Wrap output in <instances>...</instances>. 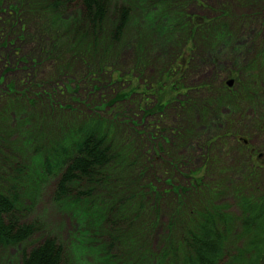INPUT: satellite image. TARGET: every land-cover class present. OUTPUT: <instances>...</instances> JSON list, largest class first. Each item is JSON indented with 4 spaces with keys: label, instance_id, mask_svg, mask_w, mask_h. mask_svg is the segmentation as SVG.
<instances>
[{
    "label": "rangeland",
    "instance_id": "rangeland-1",
    "mask_svg": "<svg viewBox=\"0 0 264 264\" xmlns=\"http://www.w3.org/2000/svg\"><path fill=\"white\" fill-rule=\"evenodd\" d=\"M164 2L110 0L107 26L116 25L120 7L129 9V21L117 44L107 48L108 33L107 42L99 41L93 66H86L92 56H76L71 43V31L85 24L74 23L83 20L80 0L54 14L35 6L45 5L43 0H0V112L9 110L0 124L11 133L4 151L32 166L42 139L56 131L51 118L76 121L79 114V119L106 115L116 126L115 150L119 146L134 154V177H140L149 195L163 198L156 206L159 216L139 237L159 257L171 236L169 216L177 205L169 191L190 194L199 186L203 193H213V205L233 219L228 254L217 263L226 264L232 250L245 243L237 221L239 194L264 192V0H171V9ZM198 17L206 24H199L201 31L195 34L196 23L191 22ZM176 61L182 67L180 90L172 73ZM169 70L166 88L172 84L175 92L159 98L162 83H157ZM40 113L47 115L38 125L42 136L33 121ZM30 170L17 218L23 224L36 221L41 231L2 248L0 264H21L22 254L47 236L60 243L67 264H124L113 260L120 246L108 245L88 212L94 200L99 206L109 196L106 187L100 183L93 191L88 188L87 207L74 211L69 206L75 200L57 204L53 199L60 168L46 175ZM113 177H121L119 170ZM83 185L77 187L88 191ZM95 193L100 195L93 197ZM197 193H192L194 200ZM176 218L182 222L180 215ZM107 226L103 223L102 230ZM95 230L104 242L99 252L100 243L90 236ZM174 230L180 233V226ZM150 258L142 264H157Z\"/></svg>",
    "mask_w": 264,
    "mask_h": 264
},
{
    "label": "trees",
    "instance_id": "trees-1",
    "mask_svg": "<svg viewBox=\"0 0 264 264\" xmlns=\"http://www.w3.org/2000/svg\"><path fill=\"white\" fill-rule=\"evenodd\" d=\"M32 1L34 2V0ZM43 1L47 3L45 5L36 3L35 6L49 10V13L54 14L61 12L72 0ZM80 1L84 8L83 20L80 21L79 18L74 23L85 22V24L77 26L71 31L72 49L78 53L76 56L84 53V56L88 58L91 55L92 57L86 61V66H93V58L96 56L99 41L107 42L106 34L108 33L111 43L107 44V48L115 42L117 44L129 21L130 12L129 9L120 7L115 13L118 18L116 25L107 26L110 0ZM170 1L164 2L165 8L173 7V3ZM198 18V21L191 22V25L194 23L197 25L193 26L195 34L200 32L201 26L206 24L201 22L200 18L203 17ZM192 51L193 49L190 50V57H192ZM70 57L72 59V56ZM176 63L172 73L176 79L175 87L180 90L183 88V84L179 82V79L182 78L179 73L182 71V67L178 61ZM170 72L171 70L161 73L157 83V86L162 83V86L158 87L159 98L170 97L175 92L172 84L168 89L166 88L171 81ZM164 80L167 81L164 82ZM153 86L157 88L156 85ZM107 103L112 106V101L108 100ZM31 106L35 110L34 102ZM7 108L5 107V110L0 112V117H5L4 115L9 111ZM111 110L110 107L109 111ZM79 115L76 121L69 117L59 121V117H56L59 122H54L51 118L50 122L56 131L54 130L51 137L42 139V149L32 166L24 164L23 159L17 161L15 158L9 157L11 156L10 152L4 151L7 149L5 144L10 141L11 133L7 126L2 128L0 124V250L24 243L41 231L36 221L23 224L17 218L22 208L20 206L23 204L22 191L23 187L25 188L26 179H28L26 175L32 173L30 169L33 167V172L37 175L44 172V175L47 172L51 173L53 168L61 169L53 199L57 204H65L69 198L71 201L75 200L69 206L73 207L74 211H78L79 207V210H83V205L84 208L87 207V201L91 197L90 189L91 191L95 190V186L100 183L106 187L109 196L102 200L103 203H100L99 206H97L98 200H94V205L91 208L93 210H88V212L92 211L94 227L105 233L107 241L110 242L108 245L110 247L112 245L120 246L121 250L113 257L117 263L142 264L149 257H155L157 264H169L170 262L173 264H217L224 258V254H228L225 245L228 244V235L231 233L233 219L222 211V207L213 205V193L205 192V194L198 189L199 186H194L197 189L192 187L190 194H187L188 190L185 193H179L174 189L169 191L174 192L177 198V205H174L173 208L171 205L172 211L169 216L168 227L172 233L167 237L165 249L159 257L152 252L146 245L147 242L139 237V233H145L147 226H151L154 216L155 219L159 216L156 206L163 198L160 194H156L155 197L149 195L150 191L148 189L146 191L145 187L140 185V177H134L132 171L136 169L137 165L135 155L127 153L126 149L120 151L119 146L118 150H115L117 146L113 144V139L116 136L114 122L106 115H93L80 119ZM46 116V114L40 113L33 119L39 132L38 125L45 120ZM0 120L4 122L3 119ZM40 133L42 136V132ZM72 133L73 137L70 136ZM53 159L55 162L52 161ZM116 170H119L120 178L113 177ZM193 180L195 179H191V181ZM80 182L84 183L82 188L85 187L88 191L81 192L79 190L77 184ZM193 189L198 192L195 200L193 199L195 195ZM253 191L259 196L257 194H239L238 203L241 215L237 221L245 243L242 249L232 250L233 254L227 256L226 264H264V192L260 193L258 189ZM97 195L100 194L95 193L93 197ZM97 198L99 199V197ZM179 215L182 222L176 218ZM120 222H124L125 225L120 226ZM103 223H108L106 230H102ZM109 224H111L110 228ZM177 225L180 226V233L174 230ZM220 227H223L224 230ZM96 230L91 232L90 236L93 242L100 243L101 248L97 249L99 252L103 248L104 242H100L96 237ZM66 261L62 246L57 239L47 236L28 252L22 254L21 264H67Z\"/></svg>",
    "mask_w": 264,
    "mask_h": 264
},
{
    "label": "water",
    "instance_id": "water-1",
    "mask_svg": "<svg viewBox=\"0 0 264 264\" xmlns=\"http://www.w3.org/2000/svg\"><path fill=\"white\" fill-rule=\"evenodd\" d=\"M230 85V83H228Z\"/></svg>",
    "mask_w": 264,
    "mask_h": 264
}]
</instances>
